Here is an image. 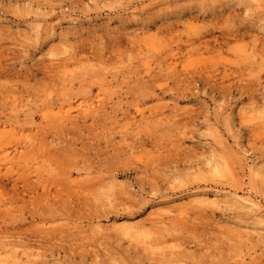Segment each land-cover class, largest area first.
Returning <instances> with one entry per match:
<instances>
[{"label":"rangeland","instance_id":"1","mask_svg":"<svg viewBox=\"0 0 264 264\" xmlns=\"http://www.w3.org/2000/svg\"><path fill=\"white\" fill-rule=\"evenodd\" d=\"M0 264H264V0H0Z\"/></svg>","mask_w":264,"mask_h":264}]
</instances>
